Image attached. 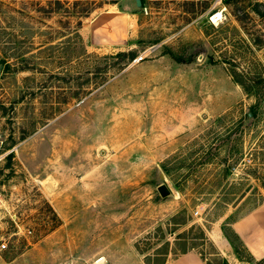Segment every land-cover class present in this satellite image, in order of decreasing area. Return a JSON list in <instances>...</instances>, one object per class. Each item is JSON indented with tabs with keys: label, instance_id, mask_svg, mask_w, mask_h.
Returning a JSON list of instances; mask_svg holds the SVG:
<instances>
[{
	"label": "rangeland",
	"instance_id": "obj_1",
	"mask_svg": "<svg viewBox=\"0 0 264 264\" xmlns=\"http://www.w3.org/2000/svg\"><path fill=\"white\" fill-rule=\"evenodd\" d=\"M3 241L0 264H264V0H0Z\"/></svg>",
	"mask_w": 264,
	"mask_h": 264
},
{
	"label": "trees",
	"instance_id": "obj_2",
	"mask_svg": "<svg viewBox=\"0 0 264 264\" xmlns=\"http://www.w3.org/2000/svg\"><path fill=\"white\" fill-rule=\"evenodd\" d=\"M121 54L124 55L125 53H121ZM121 54H119V55H121ZM234 75L237 78V82L240 83L247 92H249L248 87H246L244 82H243L242 74L238 73L237 71H234ZM256 115H257V112H255L254 109H253L252 112H251V116L255 117ZM165 256H166V252H157L153 257L154 258L156 257V261L157 262H159V260L162 261L160 264H165L166 261L165 262L163 261L165 259L164 258ZM225 264H229L228 261L225 260Z\"/></svg>",
	"mask_w": 264,
	"mask_h": 264
},
{
	"label": "water",
	"instance_id": "obj_3",
	"mask_svg": "<svg viewBox=\"0 0 264 264\" xmlns=\"http://www.w3.org/2000/svg\"><path fill=\"white\" fill-rule=\"evenodd\" d=\"M137 5L141 6L142 5V0H137ZM158 190H159L160 194L163 197H166V196L170 195V190L165 184L160 185Z\"/></svg>",
	"mask_w": 264,
	"mask_h": 264
},
{
	"label": "bare ground",
	"instance_id": "obj_4",
	"mask_svg": "<svg viewBox=\"0 0 264 264\" xmlns=\"http://www.w3.org/2000/svg\"><path fill=\"white\" fill-rule=\"evenodd\" d=\"M222 12L223 11H218L217 13H215L213 16H212V21H215L217 18H221L222 16ZM219 20V19H218Z\"/></svg>",
	"mask_w": 264,
	"mask_h": 264
},
{
	"label": "built area",
	"instance_id": "obj_5",
	"mask_svg": "<svg viewBox=\"0 0 264 264\" xmlns=\"http://www.w3.org/2000/svg\"><path fill=\"white\" fill-rule=\"evenodd\" d=\"M7 248V243L6 241H3L1 244H0V250H4Z\"/></svg>",
	"mask_w": 264,
	"mask_h": 264
}]
</instances>
